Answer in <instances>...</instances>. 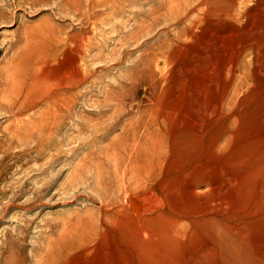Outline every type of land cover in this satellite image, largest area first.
Returning <instances> with one entry per match:
<instances>
[{"label":"rangeland","instance_id":"obj_1","mask_svg":"<svg viewBox=\"0 0 264 264\" xmlns=\"http://www.w3.org/2000/svg\"><path fill=\"white\" fill-rule=\"evenodd\" d=\"M4 1L13 2L0 0L3 9ZM161 1L134 0L113 16L87 23V34H94H86L82 96L75 97L65 120L69 130L57 131L45 152L35 153L38 144L11 132L14 119L6 106L0 110V190L5 192L0 197V264H264V14L248 16L245 10L246 18L237 21L208 20L189 43L173 45L168 19L137 33ZM242 1L235 0L234 15ZM56 4L41 0L14 10L5 7L11 13L9 22L0 20V98L10 95L1 70L14 54L25 86L74 75L78 51L66 39L80 35L81 26ZM247 41L257 47L254 70L246 56L233 77L222 73L220 66ZM149 118L159 157L135 183L129 171L142 153L135 144H144L141 133ZM18 188L13 198L11 191ZM129 196L143 204L138 216L131 214ZM219 200L224 202L218 205Z\"/></svg>","mask_w":264,"mask_h":264},{"label":"bare ground","instance_id":"obj_2","mask_svg":"<svg viewBox=\"0 0 264 264\" xmlns=\"http://www.w3.org/2000/svg\"><path fill=\"white\" fill-rule=\"evenodd\" d=\"M38 1H41V0H13L12 4L11 5H8L5 1H4V9L3 7L0 5V20H3V22H9V16H10V13L11 12H8L6 10L5 7H10L12 8L13 10L15 9L16 6H23L24 4H29V5H33L34 3H37ZM57 1V8L58 10L60 11H67L68 13L74 15L76 17V19H78L77 21H79L80 23V26H81V32H80V35L78 34V36H70V38L66 39L67 41H69L70 43V47H73L75 48V50L77 49L78 51V58L76 60H74L75 62L73 63L74 64V75L73 76H69L67 75L68 78H65L64 80L62 81H59V82H55L53 81H42V80H39L37 79L38 81L35 82L34 80V84L32 85H27L25 86V82H24V77L20 74H18V71H17V63H16V55L17 54H14L12 56V58L8 61V63H6L4 65V68L1 70L2 72V76H4V81L6 82V86L10 87V95L8 96L7 95H2V97L0 98V110L4 109V106L5 109L7 108L8 109V113L11 114L12 118L14 119L13 121V129L11 132H14V134L16 135H20V133H22V136L24 135L25 139L27 141H30V143H36L39 145V150L38 151H35L36 152H42V150L44 151L46 148L48 147H51L52 146V137L54 134L57 133V131H59L61 128V130H65L64 132L66 133L68 130H69V126L65 123V120L68 118V115L70 113V109H72L71 107L74 105V100H75V97L76 96H82V93H81V87L83 86V84L85 83L86 81V73H85V69H84V65H85V55L86 53H88V49H89V38L86 37V34H87V29H86V25L87 23H89L91 20H96L97 18L99 19L100 16H102L103 14H108L107 16H113L115 15L116 12H120L121 9H123L125 6H128L130 5V3H133L134 0H55ZM146 2V1H145ZM235 0H165V2L163 3L162 1L161 2H158V6L156 5V7L154 9L151 10L150 12V22L144 24V25H141L139 26V30L137 31V33L141 34L143 33V31H148L154 24H156V22L158 20H163V21H167V19L170 21L171 24H169L170 27H172V30L170 32H173V45L177 44V43H186L188 39L192 38L196 32H198L201 27L204 25L205 22H207L208 20H213L214 22H216L215 20H220V21H237L238 19H240L241 17L243 18H246V15L248 13V11H246L247 13L243 12L245 10H249V14L248 16L251 14V13H257L258 14H264V0H243L242 1V10L238 13V11L236 13V15H234L232 13V6L235 4L234 3ZM167 3V5L165 4ZM237 4V2H236ZM248 4H250L251 6L253 7H249ZM55 5V7H56ZM148 5V4H147ZM239 5H237L236 7H238ZM102 7H107L109 8L111 11L109 12H105V9L104 11H101V8ZM235 7V6H234ZM233 7V8H234ZM241 7V6H240ZM236 9V8H235ZM138 10V8H137ZM142 10V9H140ZM245 14V15H244ZM234 15V16H233ZM128 16V15H127ZM123 17V16H122ZM254 17V16H253ZM15 18V15L14 13H12V16H11V19H14ZM109 18V17H108ZM252 18V16H251ZM250 18V19H251ZM257 18V17H256ZM118 19V18H117ZM121 19V18H120ZM100 20V19H99ZM211 20V21H212ZM117 21V20H116ZM2 22V21H1ZM119 22V21H118ZM124 22V20H123ZM92 23V22H91ZM126 23V22H124ZM140 23V22H139ZM144 23V22H143ZM220 23V22H219ZM222 23V22H221ZM234 23V22H233ZM246 23V22H245ZM78 24V23H75V25ZM94 25V23H92ZM123 24V23H122ZM135 24V23H134ZM133 24V25H134ZM207 24V23H206ZM215 23H212L211 25H213ZM92 25V26H93ZM131 25V24H130ZM223 25V24H222ZM221 25V26H222ZM6 26V25H4ZM79 26V27H80ZM208 26V25H207ZM205 26V27H207ZM228 26V25H227ZM91 27V26H90ZM204 27V29H205ZM226 27V26H225ZM231 27V28H230ZM229 28L232 29V26H230ZM240 27V26H239ZM247 27V26H246ZM130 28V27H129ZM212 28V27H211ZM227 27V30L229 29ZM234 28V27H233ZM89 29V28H88ZM208 29V28H207ZM206 29V30H207ZM210 29V28H209ZM223 29V27H222ZM225 29V28H224ZM85 30V32H84ZM151 30V29H150ZM203 30V29H202ZM214 30V28L212 29ZM212 30H208V33L209 31L211 32ZM226 30V32H227ZM240 30V29H239ZM222 31V30H221ZM231 31V30H230ZM237 31H238V28H237ZM242 31V30H241ZM246 30H244L245 32ZM76 32V31H75ZM124 32V31H123ZM150 32V31H149ZM201 32V30H200ZM215 32V31H214ZM219 32V31H218ZM235 33V31H233ZM78 33V32H77ZM135 33V32H134ZM205 33V32H204ZM213 33V32H212ZM232 33V32H231ZM238 33V32H237ZM89 35H93V31L91 30V32L89 31L88 32ZM87 34V35H88ZM198 34V33H197ZM214 34V33H213ZM221 34H224L221 33ZM227 34V33H226ZM229 34V33H228ZM236 34V33H235ZM23 35H24V39L25 41L28 39V35L29 33H27V31L25 30L23 32ZM206 35V34H204ZM203 35V36H204ZM211 34H209L210 36ZM232 35V34H231ZM133 36V35H132ZM200 36V35H199ZM208 36V35H207ZM208 36V37H209ZM214 36V35H213ZM225 36L226 35H222ZM138 37V35H137ZM64 38V37H63ZM131 38V37H130ZM135 38V37H134ZM195 38H197V35L195 36ZM201 38V37H200ZM215 38V37H213ZM228 38H229V35H228ZM136 39V38H135ZM211 39H212V35H211ZM220 39V38H219ZM232 39V37H230V39H228L229 41ZM242 39V38H241ZM65 40V39H64ZM138 40V39H137ZM143 40V39H142ZM202 40V38H201ZM207 40V39H206ZM210 40V39H209ZM216 40H217V37H216ZM222 40V39H221ZM234 40V39H233ZM61 42H64L62 40H60ZM134 41V40H133ZM136 41V40H135ZM194 41V40H193ZM213 41V40H212ZM166 42V41H165ZM202 42V41H201ZM210 42V41H209ZM225 42V41H224ZM231 42V41H230ZM240 42V41H239ZM137 43V42H136ZM135 43V44H136ZM169 43V40L168 42ZM189 43V41L187 42ZM205 43V41H204ZM215 43V42H214ZM213 43V44H214ZM221 43V42H220ZM236 43H237V40H236ZM241 43V42H240ZM59 44V42H58ZM65 44V43H63ZM120 44V43H119ZM191 44H194V43H191ZM217 44V43H216ZM224 44V43H223ZM231 44V43H229ZM62 45V44H61ZM60 45V46H61ZM66 45V44H65ZM215 45V44H214ZM232 45V44H231ZM235 44H233L234 46ZM161 46V45H160ZM170 46V45H169ZM188 46V45H187ZM220 46V45H219ZM222 46V45H221ZM255 43L253 42H250V41H247V42H244L240 45H238L237 47V52L234 56V58L230 61L226 60L225 58H221L222 60H226L225 63L220 66L221 67V72H225L227 75H231L233 77V74L235 73L236 69H237V66L238 64L241 62V60L244 58V57H249L250 61H248L249 63L248 64V68H250V71H253L254 68H255V61L257 60L256 59V56H257V47H255ZM26 47V46H24ZM141 47V46H140ZM157 47V46H156ZM164 47H165V44H164ZM182 47V46H181ZM215 48L216 45L214 46ZM224 47V46H223ZM72 48V49H73ZM158 48V47H157ZM161 48V47H160ZM177 48V47H176ZM183 48V47H182ZM190 48V47H189ZM221 48V47H219ZM218 48V49H219ZM227 48V47H226ZM67 49V48H65ZM164 49V48H163ZM175 49V48H174ZM205 49V48H203ZM210 49V48H208ZM222 49V48H221ZM225 49V48H224ZM68 50V49H67ZM171 51V48L168 49ZM178 50V49H177ZM182 50V49H181ZM194 50V49H193ZM192 50V51H193ZM199 50V49H198ZM214 50V49H212ZM230 50V49H229ZM62 50H60L61 52ZM74 51V50H73ZM76 51V52H77ZM155 51V50H154ZM167 51V50H165ZM175 51V50H174ZM205 51V50H204ZM232 51V50H231ZM230 51V52H231ZM64 52H66L64 50ZM69 52V50L67 51ZM114 52V51H113ZM112 52V53H113ZM198 52V51H197ZM209 52V51H207ZM213 52V51H212ZM215 52V51H214ZM228 52V54L230 53ZM28 53V52H27ZM63 53V52H62ZM72 53V51H71ZM156 53V52H155ZM173 53V52H172ZM175 53H177L175 51ZM195 52L193 51V54ZM75 54V52H74ZM147 54V53H146ZM200 54V56H202L201 53H198ZM206 54V52H205ZM221 54H224L223 52ZM60 55V54H59ZM62 55V54H61ZM77 55V54H76ZM211 55V54H210ZM66 56V55H65ZM176 56V55H174ZM192 56V55H191ZM60 57V56H59ZM63 57V55H62ZM75 57V56H74ZM123 57V56H122ZM139 57V56H138ZM180 57V56H179ZM196 57V56H195ZM203 57V56H202ZM210 57V56H209ZM212 57V56H211ZM221 57V56H220ZM225 57L226 56V53H225ZM229 57V56H228ZM230 57H231V54H230ZM42 59V57H40ZM76 58V57H75ZM150 58V57H149ZM148 58V59H149ZM153 58V57H152ZM204 58V57H203ZM207 58V57H206ZM173 59V58H172ZM219 58L216 57V63L215 64H218L217 63V60ZM220 59V60H221ZM39 60V59H38ZM58 59H56L57 61ZM60 60V59H59ZM171 60V59H170ZM174 60V59H173ZM198 61L200 59H197ZM205 60V58H204ZM43 60L39 61V65H42ZM45 61V60H44ZM64 61V60H63ZM65 61H66V58H65ZM193 61L195 62V60L193 59ZM207 61V60H205ZM49 62V61H48ZM69 62V60H68ZM168 62V60H167ZM170 62V61H169ZM209 62V61H207ZM220 62V61H219ZM59 63V61L57 62V64ZM70 63V62H69ZM151 63V62H150ZM150 63L148 64L150 66ZM175 63H176V60H175ZM196 63V62H195ZM194 63V64H195ZM206 63V62H205ZM71 64V63H70ZM69 64V65H70ZM72 64V65H73ZM157 64V63H156ZM161 65H165V62L163 63H160ZM181 64V63H180ZM183 64V63H182ZM186 64V63H185ZM209 64L210 66V63H207ZM213 64V63H212ZM65 65V64H64ZM146 65V64H145ZM147 65V66H148ZM153 65V64H151ZM171 65V64H170ZM177 65V64H176ZM174 65V67L176 66ZM187 65V64H186ZM45 66V65H43ZM57 66V65H56ZM182 66V65H181ZM190 66V65H189ZM193 66V65H192ZM218 66V65H217ZM172 67V66H171ZM173 67V68H174ZM194 67V66H193ZM201 67V66H200ZM95 68V67H94ZM98 68V67H97ZM145 68V66L143 67V69ZM152 68V67H151ZM164 68H166V66H164ZM180 68V67H179ZM183 68V67H182ZM203 68V67H201ZM200 68V69H201ZM211 68H212V65H211ZM149 69V68H148ZM186 69V68H185ZM192 69V68H191ZM190 69V70H191ZM196 69V68H195ZM198 69V68H197ZM209 69V68H207ZM44 70V69H43ZM65 70V69H64ZM68 70V69H67ZM137 70V69H136ZM151 70V69H149ZM183 70V69H182ZM218 70V69H217ZM241 70V68H240ZM71 71V70H70ZM140 71V70H139ZM143 71V70H141ZM171 71V70H170ZM169 71V72H170ZM173 71V70H172ZM243 71V70H242ZM55 72V71H54ZM206 72V70H205ZM211 72V71H209ZM93 73V72H92ZM164 72H162L163 74ZM250 73V72H249ZM248 73V74H249ZM64 74V73H63ZM69 74V73H67ZM243 74V73H242ZM37 75V74H35ZM62 75V73H61ZM141 75V74H140ZM149 75V74H148ZM170 75V74H169ZM254 75V73H253ZM59 76V74H58ZM162 76V75H161ZM240 76V75H239ZM33 77V76H32ZM52 76H50L51 78ZM55 77V75H54ZM66 77V76H65ZM237 78H240V77H237ZM57 79V78H56ZM162 79V78H161ZM165 79V78H164ZM233 80V78H232ZM148 81V80H147ZM166 81V80H165ZM24 82V83H23ZM167 82V81H166ZM235 82V81H234ZM28 83V82H27ZM58 84H63V85H58ZM151 84V83H150ZM153 86V85H152ZM122 88V87H121ZM7 92V91H6ZM116 95V94H115ZM8 97L10 99H8ZM114 97V96H113ZM115 99V98H114ZM94 100V99H93ZM219 100V99H218ZM216 100V101H218ZM115 101V100H114ZM222 101V100H221ZM83 102V101H81ZM97 103V102H96ZM109 103V102H108ZM115 103V102H114ZM137 103V102H136ZM82 104V103H80ZM94 104V103H93ZM218 104V103H216ZM221 105V103H220ZM79 106V105H78ZM219 106V105H218ZM207 107V106H206ZM210 107V106H209ZM223 107V106H222ZM83 108V107H82ZM81 108V110H82ZM224 108V107H223ZM222 108V109H223ZM76 109V108H75ZM130 110V109H129ZM220 110V109H219ZM114 111V110H113ZM5 112V111H4ZM87 112V110H86ZM145 112V111H144ZM218 112V110H217ZM216 112V114H217ZM78 113V112H77ZM9 114V115H10ZM83 114V112H82ZM114 114V113H112ZM144 115V114H143ZM114 115H112L111 118H113ZM150 116V115H149ZM152 116V115H151ZM218 116V115H216ZM215 116V117H216ZM9 117V116H8ZM178 117V116H177ZM208 117V115H207ZM224 117V116H223ZM74 118V117H73ZM176 118V117H175ZM188 118V117H187ZM205 118V117H204ZM110 119V118H109ZM140 120V119H139ZM147 120V119H146ZM159 120V117L158 119ZM212 120V119H211ZM85 122V121H84ZM87 122V121H86ZM89 122V121H88ZM94 122V121H93ZM211 122V121H210ZM209 122V123H210ZM12 123V122H11ZM96 123V122H95ZM144 123V122H143ZM157 123V122H156ZM164 123V122H163ZM93 124V123H92ZM150 124H151V118L148 119V121L144 124V129H143V132L141 133L142 134V139L144 141V144L143 145H136L135 144V148L138 150V148H141L142 150L140 152H142L139 156V159L138 161H134L133 162V166L134 168H132L131 171H129L131 173V179L129 177V179L132 181V178L134 180L135 183L137 182H140L143 180V178L145 179V174H146V171H147V168H149L150 165H152V159H155L158 154L156 153V144H153L151 141H152V131L150 130ZM197 124V123H196ZM206 124V122H205ZM208 124V123H207ZM99 125V124H98ZM152 125V124H151ZM158 125V124H157ZM160 125V124H159ZM128 126V125H127ZM136 126V125H135ZM139 126V124H138ZM204 126V125H202ZM92 127V126H91ZM125 127V125H124ZM123 127V128H124ZM194 127V126H193ZM198 127V126H197ZM209 127V126H208ZM78 128V127H77ZM96 128V127H94ZM129 128V127H128ZM133 128V126H132ZM137 128V127H136ZM159 128H162V127H159ZM185 128V126L183 127ZM182 128V129H183ZM206 129V127H204ZM99 129V128H97ZM196 129V128H195ZM203 129V128H202ZM203 129V130H205ZM130 130V128H129ZM156 130V129H155ZM160 130V129H159ZM87 131V130H86ZM193 131H195L193 129ZM197 131V130H196ZM63 132V133H64ZM140 132V131H139ZM163 132V131H162ZM181 132H184V131H181ZM199 132V131H198ZM207 132V131H206ZM127 133V132H126ZM130 133V132H129ZM135 133V132H134ZM161 133V132H160ZM197 133V132H196ZM201 133V132H199ZM123 134V133H121ZM164 134V133H163ZM79 135V134H78ZM136 135V134H135ZM138 135V134H137ZM118 136V135H117ZM154 136V135H153ZM18 137V136H17ZM130 137V135H129ZM128 137V138H129ZM133 137V136H132ZM130 137V138H132ZM140 137V136H139ZM182 137V136H181ZM188 137V136H186ZM218 137V136H217ZM22 138V137H21ZM66 138V137H65ZM117 138V137H116ZM115 138V139H116ZM193 138V137H192ZM71 139V138H70ZM113 140L114 137L112 138ZM125 139V138H124ZM138 139V138H137ZM155 139V138H154ZM166 139V138H165ZM185 139V138H184ZM218 139V138H217ZM117 140V139H116ZM132 140H134L132 138ZM199 140V139H198ZM154 141V140H153ZM188 141V140H187ZM218 141V140H216ZM69 142V141H68ZM112 142V141H110ZM137 142V141H136ZM148 142H150L148 144ZM166 142V141H165ZM172 142V141H171ZM28 143V144H30ZM135 143V141H134ZM139 143V142H138ZM162 143V142H160ZM183 143V142H182ZM185 143V142H184ZM25 144V143H24ZM121 144V143H120ZM119 144V145H120ZM132 144V143H131ZM62 145V144H61ZM81 145V144H80ZM164 145V143H163ZM192 145V144H191ZM111 146V145H110ZM121 146V145H120ZM162 146V145H161ZM131 147V146H130ZM133 147V146H132ZM160 147V146H159ZM108 148V147H107ZM163 148V147H162ZM166 148V147H165ZM189 148V146H188ZM212 148V147H211ZM20 149V148H19ZM22 149V148H21ZM24 149V148H23ZM61 149V148H60ZM59 149V150H60ZM109 149V148H108ZM107 149V150H108ZM217 149H219V147H217ZM53 150V149H51ZM160 150V148H159ZM29 151V150H27ZM50 151V150H49ZM110 151V150H108ZM136 151V150H135ZM165 151V150H164ZM164 151H160L161 152H164ZM187 151V150H186ZM23 152V150H22ZM45 152V151H44ZM43 152V153H44ZM56 152V151H55ZM130 152H132V150H130ZM167 152V151H166ZM188 152V151H187ZM21 153V152H20ZM34 153V154H35ZM105 153V151H104ZM137 153V152H136ZM159 153V154H160ZM88 154V153H87ZM127 154V153H126ZM165 154V153H164ZM22 155V154H21ZM26 155V154H25ZM54 155V154H52ZM115 154L113 153V156ZM183 155V153H182ZM23 156V155H22ZM28 156V155H27ZM87 156V155H86ZM93 156V154H92ZM95 156V155H94ZM137 156V155H136ZM134 155V157H136ZM149 156V157H148ZM166 156V155H165ZM229 156V155H228ZM41 157V156H40ZM91 157V156H90ZM110 158V156H108ZM123 157V156H122ZM159 157V156H158ZM174 157V156H173ZM124 158V157H123ZM128 158V157H127ZM132 158V157H131ZM162 158V157H161ZM113 159V158H112ZM129 159V158H128ZM137 159V158H136ZM175 159V158H174ZM226 159V158H225ZM95 160V159H94ZM93 160V161H94ZM114 160V159H113ZM118 160V159H116ZM126 160V159H125ZM156 160V159H155ZM158 160V159H157ZM156 160V161H157ZM230 160V159H228ZM260 160V159H259ZM91 161V160H90ZM124 161V160H123ZM156 161H155V164H156ZM255 161V160H253ZM47 162V161H46ZM111 162V161H110ZM125 162V161H124ZM94 163V162H93ZM97 163V162H95ZM127 163V162H126ZM130 163V162H128ZM162 163V162H160ZM162 164H165V163H162ZM173 164V163H172ZM234 164V163H233ZM113 165V164H112ZM125 165V164H124ZM123 165V166H124ZM129 165V164H128ZM132 165V163H131ZM159 165V164H158ZM115 166V165H114ZM119 167V164L117 165ZM130 166V165H129ZM195 166V165H194ZM223 166V165H222ZM258 166V165H257ZM95 167V166H94ZM113 167V166H112ZM125 167V166H124ZM123 167V168H124ZM152 167V166H150ZM159 167V166H158ZM167 167V166H166ZM169 167V165H168ZM128 168V167H127ZM221 168V167H220ZM224 168V167H222ZM228 168V167H226ZM225 168V169H226ZM18 169V168H17ZM118 169V168H117ZM126 169V168H125ZM151 169V168H150ZM149 169V170H150ZM154 169V168H153ZM158 169V168H157ZM232 169V167H231ZM254 169V167H253ZM115 170V168H114ZM152 170V169H151ZM150 170V171H151ZM235 170V169H234ZM116 171V170H115ZM118 171V170H117ZM126 171V170H125ZM257 171H261V170H258L257 168ZM36 172V171H35ZM120 172V171H119ZM152 172V171H151ZM227 172V171H226ZM122 173V171H121ZM252 173V172H251ZM129 174V173H128ZM259 174V173H257ZM122 175V174H121ZM50 176V175H49ZM124 176V175H122ZM232 176V175H231ZM147 177H148V173H147ZM146 177V178H147ZM184 177V176H183ZM187 177V176H185ZM189 177V176H188ZM128 178V177H127ZM121 179V178H120ZM128 179V181H129ZM148 179V178H147ZM227 179V178H226ZM242 179V178H241ZM257 179V178H256ZM19 182L21 180H18ZM17 181V182H18ZM48 181V180H47ZM126 181V182H128ZM147 181V180H146ZM223 181V180H222ZM262 181V180H261ZM16 182V181H15ZM15 182H13L15 184ZM24 182V179L22 181V183ZM133 182V183H134ZM130 183V182H129ZM129 183H126V184H129ZM12 184V183H11ZM18 184V183H17ZM45 184V183H44ZM125 184V185H126ZM223 184V183H222ZM25 185V184H24ZM141 184H139L140 186ZM13 186H16V185H13ZM23 186V185H22ZM44 186V185H43ZM128 186V185H127ZM214 186H217V184H215ZM12 187V186H11ZM18 187V186H17ZM15 187V188H17ZM21 187V186H20ZM36 187V186H35ZM132 187V186H131ZM7 188V187H6ZM14 188V189H15ZM37 188V187H36ZM40 188V187H39ZM136 188H138V185L136 186ZM19 189H16V191H14L12 189L11 193L13 195V198L16 197L15 195H17V193H19ZM38 189V188H37ZM133 189V188H132ZM9 190V189H8ZM41 190V189H40ZM125 190V189H124ZM123 190V191H124ZM137 190V189H136ZM139 190V189H138ZM219 190V189H218ZM221 190V188H220ZM44 191V190H43ZM130 191V190H129ZM134 191V189L132 190ZM127 192V191H126ZM138 192V191H136ZM4 189H1L0 190V197L3 198L5 197V194H4ZM7 193V192H6ZM43 193V192H42ZM130 193V192H129ZM128 193V194H129ZM10 194V193H9ZM146 194H149L146 192ZM145 194V195H146ZM10 196V195H9ZM127 196V195H126ZM133 196V195H132ZM132 196H129L130 198ZM149 196V195H148ZM153 196V195H152ZM144 197V196H143ZM151 198V196H149ZM148 197V198H149ZM10 198V197H9ZM129 198V199H130ZM145 198V197H144ZM8 199V197H7ZM12 199V198H11ZM17 199V198H16ZM15 199V200H16ZM143 199V198H142ZM146 199V198H145ZM3 201V199H1ZM140 200V199H138ZM137 199H134V198H131L130 199V210H131V214L133 216H138L141 211L144 210L143 208V204L138 201ZM222 200V199H221ZM219 200L217 202L218 205H221L224 201H221ZM124 201V200H123ZM213 202H215L214 200H212ZM8 202V201H7ZM12 203L14 204V202L12 201ZM11 203V204H12ZM37 203V202H36ZM7 205V204H6ZM15 205V204H14ZM227 205V204H226ZM148 205H146L147 207ZM229 206V205H228ZM13 207V205H12ZM153 207V206H152ZM33 208V207H32ZM143 208V210H142ZM212 208V207H211ZM216 208V207H215ZM1 209V208H0ZM125 210V209H124ZM149 210V208H148ZM214 210V209H213ZM221 210V209H220ZM147 211V209H146ZM2 214L4 215V208L3 210L1 211ZM127 212V211H126ZM151 212V211H150ZM213 213L215 211H212ZM211 212V213H212ZM129 213V212H128ZM146 213V212H145ZM153 213V212H152ZM212 213V214H213ZM150 214V213H149ZM211 214V215H212ZM219 214V213H218ZM151 215V214H150ZM149 215V216H150ZM209 215V214H208ZM3 217V216H2ZM143 218V217H142ZM210 218V217H209ZM208 219V218H207ZM183 220V219H182ZM149 221V219L147 220ZM206 222L208 220H205ZM204 221V222H205ZM213 221V220H212ZM215 221V220H214ZM139 222V221H138ZM146 222V221H145ZM177 222H179V220H177ZM211 222V221H210ZM150 224V222H147ZM176 222H174V226L177 227V225H175ZM179 224V223H178ZM192 224V222H191ZM139 225H140V222H139ZM181 225V224H179ZM178 225V226H179ZM185 223H183V227H184ZM187 225V224H186ZM185 225V227L187 228V226ZM144 226H147L146 224ZM172 227V226H171ZM189 227V226H188ZM150 228V227H148ZM179 228V227H178ZM174 228L172 227V231H176V228L173 230ZM180 231V230H178ZM142 234V233H141ZM144 235V234H142ZM147 236V235H146ZM50 249L47 251L49 252ZM60 251V250H59ZM58 251V252H59ZM83 251V250H82ZM45 252L46 254H50ZM52 252V251H51ZM57 252V253H58ZM66 252V251H65ZM86 252V251H85ZM83 253V252H82ZM56 254V253H55ZM54 255V253H53ZM42 257V256H41ZM53 257V256H52ZM51 257V258H52ZM75 257V256H73ZM44 258V257H43ZM46 259V258H45ZM44 260V259H43ZM47 260V259H46ZM50 259H48L49 261ZM72 261V260H71ZM44 262V261H43ZM46 262V261H45ZM70 262V261H69ZM49 264H55V261L51 260L50 262H47ZM46 264V263H44Z\"/></svg>","mask_w":264,"mask_h":264}]
</instances>
